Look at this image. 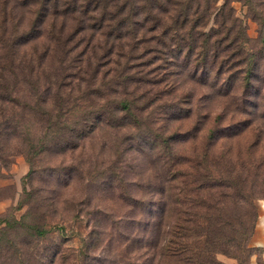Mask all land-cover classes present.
<instances>
[{"label":"trees","instance_id":"16d2710c","mask_svg":"<svg viewBox=\"0 0 264 264\" xmlns=\"http://www.w3.org/2000/svg\"><path fill=\"white\" fill-rule=\"evenodd\" d=\"M198 1L0 0V117H6L0 138L38 129L56 145L77 150L99 127H125L127 146L155 153L165 167L166 176L157 177L163 184L148 185L106 169L104 178L122 190L126 207L118 218L105 217V226L120 222V264H227L220 254L249 264L252 254L264 199L261 141L232 151L216 147L219 138L237 135L226 132L228 126L211 142L192 134L201 130L197 125L193 131L174 128L193 114L191 99L179 91L192 71L224 79L242 72V94L251 92L248 28L229 1ZM236 80L226 92L239 90ZM251 102L242 97L235 104L264 117V99ZM3 107L22 113L4 115ZM179 142H190V151ZM0 221L1 233L3 223L18 227L22 220ZM69 225L51 227L74 236L77 228ZM96 247L57 249L52 264H87ZM96 264L103 263L97 258Z\"/></svg>","mask_w":264,"mask_h":264},{"label":"rangeland","instance_id":"374dc122","mask_svg":"<svg viewBox=\"0 0 264 264\" xmlns=\"http://www.w3.org/2000/svg\"><path fill=\"white\" fill-rule=\"evenodd\" d=\"M226 1L233 5L235 16L248 28L246 54L251 57L248 69L254 74L251 92L247 96L242 94L246 85L242 72L224 79L225 75L218 77L205 70L196 75L192 71L179 84V91L191 99L193 114L189 119L174 124V128L180 132L193 131L197 125L202 127L201 130L192 134L199 135L200 142H211L216 131L225 130L228 126L226 132L238 133L219 138L216 144L219 149L245 150L250 142L258 140L261 141L259 147L264 149V117L252 107L249 112H244L235 104L242 97L250 104L251 101L264 99V0H217V5L221 6ZM198 2L214 6V0ZM209 24L210 29L213 23ZM236 78L235 85L239 90L236 93L226 92ZM224 93L229 94L222 95ZM183 106L186 108V103ZM13 109L3 107L1 112L10 115ZM21 113L19 108L13 111L16 115ZM4 120L6 117H0V124H4ZM37 130L10 131L9 135L0 138V220H22L18 227H5L3 223L5 230L0 233L3 250L0 263L17 264L15 258L21 255L18 264H43L44 260L52 264L51 257L57 249H78L83 253L87 247L91 250L92 245H97L87 264H96L97 258L103 264H120L116 262L120 260L122 250L117 240L120 222L117 219L116 224L114 221L105 226V217L111 215L118 218V215L124 214L126 207L121 197L122 190L110 188L104 178L108 174L106 169L112 167L118 176L123 171L131 182L163 184L159 179L166 176L163 163L155 153L150 152L149 156L147 152L129 148L126 136L122 135L127 131L125 127H99L77 150L65 149V143L61 142L56 145L45 136V132ZM205 136L208 139L206 137L205 140ZM189 143L179 142L177 147L186 148L189 152ZM203 143L199 145L200 149ZM33 164L36 172H33ZM132 192L134 195L133 188ZM258 204L260 215L250 240L253 249L249 264H264V199ZM56 222H64L66 227L73 224L77 233L65 236L59 227H51ZM47 227L48 231L44 234L42 230ZM110 227L112 237L106 236ZM133 257L137 258V255ZM82 259V262L87 261ZM219 259L227 264L236 263L235 259L224 254H220ZM55 263L61 264L59 261Z\"/></svg>","mask_w":264,"mask_h":264},{"label":"crops","instance_id":"0c3cea01","mask_svg":"<svg viewBox=\"0 0 264 264\" xmlns=\"http://www.w3.org/2000/svg\"><path fill=\"white\" fill-rule=\"evenodd\" d=\"M262 245H264V244L262 243Z\"/></svg>","mask_w":264,"mask_h":264}]
</instances>
